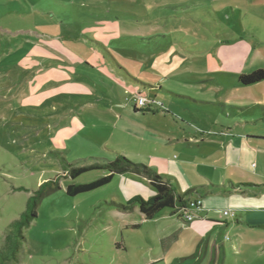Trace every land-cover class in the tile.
<instances>
[{"label":"rangeland","instance_id":"374dc122","mask_svg":"<svg viewBox=\"0 0 264 264\" xmlns=\"http://www.w3.org/2000/svg\"><path fill=\"white\" fill-rule=\"evenodd\" d=\"M251 32L264 40V0H0V248L29 197L44 181L59 179L60 189L43 197L25 229L18 264H190L193 259L186 257L200 240L183 228L193 221L184 223L171 208L145 219L139 209L124 212L112 205L133 195L148 201L157 190L146 177L119 174L104 186L69 195V184L90 182L106 172L91 170L74 180L63 159L75 165L88 163L76 160L89 157L113 160L118 155L114 149L121 147L130 160L157 165L160 175L177 174L182 193L207 183V174L216 181L223 167L236 170L225 166L232 146L222 144V137L239 135L237 119L218 117L198 98L162 95L160 112L132 115V107L124 111L117 103L129 102L133 94L110 69L119 63L132 76L163 83L211 81L215 74L191 72L207 71L206 55L231 45L219 42L250 39ZM255 60L264 64L262 58ZM209 86L218 92L225 85ZM223 92L230 100L241 99L237 91ZM257 93L255 99L264 102ZM91 94L101 99L85 122L76 110V96L91 99ZM73 116L79 121L72 123ZM107 121L108 126L102 123ZM127 122L154 140L119 134L116 125ZM102 138L110 143L101 144ZM204 138L221 145L201 143ZM74 139L91 142L92 149L77 147ZM239 171L247 180L253 177ZM226 247L234 260L233 249Z\"/></svg>","mask_w":264,"mask_h":264},{"label":"crops","instance_id":"0c3cea01","mask_svg":"<svg viewBox=\"0 0 264 264\" xmlns=\"http://www.w3.org/2000/svg\"><path fill=\"white\" fill-rule=\"evenodd\" d=\"M251 35V40L244 38L233 40L232 37L222 40L219 45L225 41L231 45H218L219 47L214 56L206 55L205 64L207 71L201 69L191 72L192 74L203 75V77L205 73L215 74L219 80L199 79L196 81H183L182 84L177 82L163 83V81L150 78L149 76L144 79L142 74L138 75V77L132 76L119 63H115L116 65H112V69H110L111 73L115 71L118 76L126 81L125 87L132 92L133 96L136 94L146 95V97L156 100V102L162 101L159 95L168 96L167 98L170 99L176 98L190 101H196L193 98H198V102H201V105L211 107L209 109L215 110L218 117L224 118L223 115L233 117L238 120L236 122L237 127L242 126V130L237 137L225 135L226 137H222L224 138L223 140L220 139L223 141L222 144L228 143L227 146H232L230 153L227 148L228 157L225 166H232L237 169L228 171L223 167L222 174L215 177L216 181L207 174L203 179L207 183L194 185L187 189V191H191L188 196L189 201H201V205L193 210L199 213V217L194 216L190 220L193 222L183 228V230L191 231L200 240L195 253L186 257L193 259L190 264H264V102L261 103V101L255 99L259 96L257 92L261 94V98L264 97V80L247 86L240 84L238 81L240 75L264 66V64L255 63L257 61L255 60L256 57L262 58L264 61V40L256 32H251ZM192 52L197 53L199 51ZM112 61L116 62L113 58ZM249 62L251 63V69L246 72L244 69ZM177 75L180 74L178 73ZM218 81L225 86L215 92L209 85ZM173 85H179V87L174 88ZM226 88L234 92L237 91L238 95H241V99L230 100L228 95L223 92L227 90ZM204 89L209 90L204 92ZM142 91H146L147 94ZM93 96L91 94V99L87 96H76V105H80L76 110L77 112L80 111L79 117L85 122L91 121L89 110L94 109L95 101L101 99V97ZM133 96L128 98L129 102H120L117 103V106L124 109V111L128 107H132V115L144 114L145 112L152 114L160 112L159 106L155 108V105L149 110L139 108L132 101ZM80 99L81 102L78 101ZM105 114H107L105 115L107 118L110 117L109 112ZM79 117L73 116L72 123L78 122ZM102 123L109 125L108 121ZM217 128H220V126L217 125ZM90 129L91 134H94L93 128L91 127ZM116 129L119 134L128 135L136 141L151 142L154 140L148 131L128 122L127 125L117 124ZM187 130V133H192L193 135L196 133L194 130ZM216 130L220 131L222 128ZM97 136L99 135L97 134ZM83 141L85 140L74 139L73 142L82 149H92L91 142ZM207 142L221 145V143L212 139L207 140L204 138L201 140V143ZM107 143L110 142L108 140L103 141L102 138L101 144ZM114 150L117 154L124 153L129 159L131 158L127 149L116 147ZM133 150L136 151L138 149ZM75 152L73 151V153ZM90 158L103 157H89L88 159ZM88 159L82 158L76 161ZM139 163L147 164L160 174L157 165L151 166L145 159H142ZM71 164L75 165V163ZM239 170H244L247 174H253L255 179L253 177H249V180L245 179L247 175L240 173ZM161 176L170 177L172 183L175 186L177 184V190L182 193L181 179L179 180L176 177L177 174L173 175L166 172ZM234 176L239 179V183H235ZM242 181L246 183H242ZM136 209L138 208L134 210ZM225 212L228 213L225 214ZM172 214L178 215L177 217L182 219L184 223L190 222L184 219L179 211L174 212L172 209ZM220 217H225V221H217ZM226 244L233 249L234 260H229Z\"/></svg>","mask_w":264,"mask_h":264},{"label":"trees","instance_id":"16d2710c","mask_svg":"<svg viewBox=\"0 0 264 264\" xmlns=\"http://www.w3.org/2000/svg\"><path fill=\"white\" fill-rule=\"evenodd\" d=\"M264 80V67L254 71L242 74L238 81L242 85H253ZM149 110V108H142ZM68 167L67 175L76 180L82 173L91 170H104L106 173L101 177L90 182L71 183L67 186L69 195L94 190L104 186L112 181L119 174L134 173L146 177L150 184L157 190L148 201L141 196H133L126 202H112L117 209L128 212L138 208L145 219L155 218L161 211L166 208L173 209L174 212L182 211L187 207L189 202L188 196L191 191L181 193L172 183L170 177L161 176L156 170L145 163L134 162L124 153H118L113 160L105 158H90L88 163L83 165H74L63 159ZM60 189L59 179H49L44 181L39 188L31 195L27 201L26 209L21 213L18 219L13 220L7 227L4 237V243L0 248V264L14 263L20 261V251L26 241L25 229L28 228L37 216V208L45 195H48Z\"/></svg>","mask_w":264,"mask_h":264},{"label":"built area","instance_id":"2783aa9c","mask_svg":"<svg viewBox=\"0 0 264 264\" xmlns=\"http://www.w3.org/2000/svg\"><path fill=\"white\" fill-rule=\"evenodd\" d=\"M132 101L135 103L136 106H138L139 108H146L147 106H156V107H161V104H163L161 101H157L156 100H152L149 99L146 96H142L140 94H136L133 96ZM201 205V201L200 200H194V201H189L187 204V207L182 211V216L184 217V219H186L187 221H190L194 218L193 215V210L196 209L197 207H199ZM228 212H225V214H227Z\"/></svg>","mask_w":264,"mask_h":264}]
</instances>
